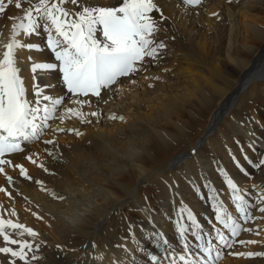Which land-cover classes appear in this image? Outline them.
<instances>
[{"label":"bare ground","instance_id":"bare-ground-1","mask_svg":"<svg viewBox=\"0 0 264 264\" xmlns=\"http://www.w3.org/2000/svg\"><path fill=\"white\" fill-rule=\"evenodd\" d=\"M80 2L116 7L122 0ZM154 2L167 17L154 37L166 44L158 63L146 58L144 70L119 78L100 97H81L89 101L84 105L65 96L58 70L31 71L33 63L55 61L42 29L39 35L13 37L12 25L21 22L26 0L21 9L14 0L0 14V58L13 38L43 49L17 50L27 98L36 99L34 85L42 95L64 97L47 121L49 127L37 140L22 142L23 151L5 154L12 163L0 172V217L38 233L32 239L43 246L35 264H94L89 259L94 250L97 264L101 257L102 264H113V256L121 264H147L149 250H156L154 231L176 246L182 207L194 212L206 232L215 225L230 236L214 220L208 201L190 186L195 182L202 188L205 178L242 225L235 239L256 241L232 249L214 241L211 264H264V255L230 254L264 253V212L259 211L264 207V169L254 172L237 144L249 157L253 151L246 141H255L257 154L264 153V0H201L195 6L183 0ZM152 16L160 20V13ZM68 108L82 115L69 114ZM92 111L100 115L92 117ZM48 140L55 143L45 144ZM228 149L251 176L241 173ZM16 164L32 179L21 177L12 166ZM219 167L226 172L218 174ZM225 177L234 179L246 200L249 194L255 198V220L244 223L232 190L222 182ZM58 194L66 198L58 200ZM122 243L127 251L116 247ZM215 255L227 257L217 260ZM4 259L0 255V262Z\"/></svg>","mask_w":264,"mask_h":264},{"label":"snow or ice","instance_id":"snow-or-ice-1","mask_svg":"<svg viewBox=\"0 0 264 264\" xmlns=\"http://www.w3.org/2000/svg\"><path fill=\"white\" fill-rule=\"evenodd\" d=\"M13 2L14 0H7L6 5L4 0H0V14L5 13L6 7ZM26 3L29 6L24 8L23 16L19 17L21 22L12 25L13 37L39 35L41 29L46 33V48L53 54L55 62L33 63L31 71L35 74L37 70L42 72L58 70L62 74L61 84L66 89L65 96L69 100L75 99L79 105L89 103L81 97H100L101 90L111 89L119 78L144 70L146 58L151 59L154 64L158 63L162 50L166 48L163 41L157 42L154 38L159 23L167 19L154 0H122L116 7L91 6L82 4L80 0H26ZM68 3L76 5V8H66L64 5ZM183 3L195 6L199 5L201 0H183ZM14 6L16 9H21L22 0H15ZM77 8L79 10H76ZM153 12L160 13L159 21L152 16ZM98 33L101 38H98ZM4 47L6 50L0 58V172L4 171V165L12 163L3 158L5 154L23 151L22 142L37 140L49 127L47 121L52 118L57 106L61 105L64 99V97L53 98L50 95H42L37 85L33 86L36 99L33 101L27 98L24 81L20 75L21 68L18 67L17 50L25 48L43 50L40 45L21 43L20 39L13 38ZM67 112L82 115L75 108H68ZM90 115L97 117L100 113L92 111ZM87 122L91 123L90 120ZM59 131L64 130L59 129ZM44 143L51 145L55 142L48 140ZM246 143L249 144L255 158L249 157L243 151V145L237 141L245 163L254 172L264 169V153L257 154L255 141H246ZM46 151L50 156L54 155L52 149ZM228 151L241 173L251 176L252 174L248 173L235 158L231 149ZM27 159L35 163L31 155L27 156ZM12 166L19 169L21 177L32 179L23 165ZM222 172L226 170L219 167L218 174ZM8 180L13 181V177L9 176ZM222 182L232 190L234 207L238 209L244 223L255 220L256 217L251 214V208L255 206L252 201L255 198L249 194V199L246 200L232 178L225 177ZM36 183L41 184L42 181ZM190 186L200 192L198 198L208 201L214 220L227 230L230 236L215 225L212 226L211 233L206 232L194 212L190 208L182 207L176 246L174 247L162 232L154 231L152 243L156 250H149L147 264H211L214 241L223 249H232L236 244L256 243L252 240L235 239L239 236L242 225L225 210L223 203L220 202L219 190H216L207 178L202 188L195 182H190ZM56 198L64 200L66 197L58 194ZM261 203H264V198H261ZM141 211L148 213L150 210L142 208ZM259 211L264 212V207ZM244 230L252 231V229ZM129 232L134 234L132 225L129 226ZM37 235L38 233L31 227L0 217V242L3 244L0 246V255L5 258L0 264H35L40 258L37 253L43 246L32 239ZM116 247L127 251L124 243ZM56 250L62 252L63 246L56 245ZM230 254L248 257L264 255L259 252ZM89 259L97 264L95 250ZM102 261L103 257L99 264H102ZM113 264H121V262L113 256Z\"/></svg>","mask_w":264,"mask_h":264},{"label":"rangeland","instance_id":"rangeland-1","mask_svg":"<svg viewBox=\"0 0 264 264\" xmlns=\"http://www.w3.org/2000/svg\"><path fill=\"white\" fill-rule=\"evenodd\" d=\"M5 4L7 5V2H5ZM40 136H41V135H40ZM217 256H218V255H215V256H214V258L217 259V260H222V259L225 260L226 257H227V256H225V255H223V256L221 255L222 257H221V256L217 257Z\"/></svg>","mask_w":264,"mask_h":264}]
</instances>
